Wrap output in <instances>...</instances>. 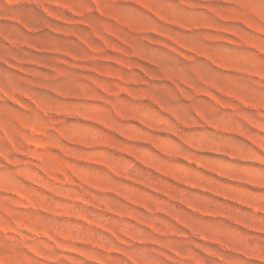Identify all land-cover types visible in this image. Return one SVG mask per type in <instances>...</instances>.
<instances>
[{"label": "rangeland", "instance_id": "1", "mask_svg": "<svg viewBox=\"0 0 264 264\" xmlns=\"http://www.w3.org/2000/svg\"><path fill=\"white\" fill-rule=\"evenodd\" d=\"M0 264H264V0H0Z\"/></svg>", "mask_w": 264, "mask_h": 264}]
</instances>
